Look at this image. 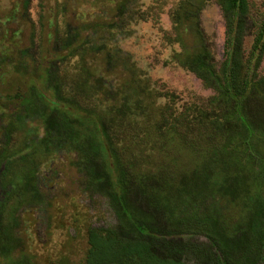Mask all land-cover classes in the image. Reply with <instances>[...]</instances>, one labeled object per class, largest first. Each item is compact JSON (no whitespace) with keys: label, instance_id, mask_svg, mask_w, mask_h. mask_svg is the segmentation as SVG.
Wrapping results in <instances>:
<instances>
[{"label":"trees","instance_id":"trees-1","mask_svg":"<svg viewBox=\"0 0 264 264\" xmlns=\"http://www.w3.org/2000/svg\"><path fill=\"white\" fill-rule=\"evenodd\" d=\"M216 1L226 33V56L219 66L198 24L201 8L193 11L194 0H181L175 14L177 39L183 44V52L177 54L179 62L213 90L205 107L194 108L191 117L169 112L167 104L150 111L142 101L150 96V90L133 84L135 75L130 72L118 74L119 63L112 73L115 87L105 91L113 99L121 96V100L118 105L110 100L106 113L95 105L68 100L67 90L58 84L51 98L33 87L29 90L41 97L46 114L40 141L51 143L59 154L74 160L79 188L102 197L114 216L111 225L87 228L88 247L81 264H264V75L257 70L264 54V13L250 57L245 59L243 40L248 32L250 0ZM73 43L63 52H71ZM54 54L64 57L58 51ZM91 68L92 76L100 78L98 84L103 86L106 77L102 70ZM107 73L111 75L110 70ZM28 94L24 92L19 102L28 99ZM15 104L5 107L10 120H0V180L10 165L7 149L19 121L17 114L23 109L17 101ZM137 114L147 116L145 122L155 129L146 132L143 128L141 141L134 132ZM152 134L159 139L152 140ZM206 138L212 143L207 158L193 162L189 169L171 172L176 151L195 150L200 142L202 147ZM141 143L150 146L142 163L149 161L156 149L158 164L138 166L132 150ZM170 143H174L171 153ZM27 153L20 159L26 160ZM39 170L37 163L26 172V183L35 185L17 202L9 227L0 222L4 245L0 252L7 258L16 249H11V241L15 245L23 241L25 246L22 213L41 205L39 211H46L51 203L39 188ZM175 171L181 176L173 178ZM7 195L1 187L0 220ZM195 235L208 242H193ZM24 250L22 246L21 255ZM25 257L5 264H33Z\"/></svg>","mask_w":264,"mask_h":264},{"label":"rangeland","instance_id":"rangeland-1","mask_svg":"<svg viewBox=\"0 0 264 264\" xmlns=\"http://www.w3.org/2000/svg\"><path fill=\"white\" fill-rule=\"evenodd\" d=\"M180 1L0 0V120L5 123L10 120L5 107H14L16 101L23 108L17 114L19 121L11 132L7 149L10 165L0 180V188L3 187L8 194L3 202L0 222L10 225L17 202L26 198L24 194L29 186L34 188L35 184L26 183V172L37 163L42 182L39 188L47 193L51 202L46 211H39L43 210L41 205L22 213L25 246L21 245L23 241L19 240V245L11 241V249H16L8 258L0 252V264L10 260L19 262L24 254L25 259L33 264H81L88 247L87 228L115 223L102 197L79 188L78 170L72 164L74 160L59 154L51 143L40 141L46 114L42 110L41 97L37 93L30 94L31 87L51 98L53 88L58 84L67 90L68 100L73 98L82 105H95L106 113L110 109V100L115 105L121 100V96L113 99L106 92L115 87L112 73L119 63L121 70H117L118 74L130 72L135 75L133 84H143L150 90V96L142 100L148 108L151 107L150 111L167 104L169 112L191 117L194 108L205 107L213 90L184 68L177 55L183 52L175 28ZM250 3L248 32L243 40L245 59L250 57L257 26L264 13V0H250ZM200 6L201 0H194L193 11ZM198 24L219 66L226 56V33L216 0L203 1ZM69 43H73L70 46L72 51L63 52ZM57 51L64 57L56 56ZM93 66L98 72L102 70L106 77L103 86L98 84L100 78L92 76ZM257 66L259 74L264 75V54ZM133 84L131 90H134ZM24 92H29L30 100L19 102ZM138 96L141 101L142 97ZM136 118L139 123L134 132L138 135L136 140L141 141L143 128L146 132L155 129L148 125L151 122H145L147 116L137 114ZM82 136L81 132L79 137ZM151 138L159 139L153 134ZM169 145L171 153L174 143ZM209 145L212 143H207L206 138L202 147L200 142L195 150L183 148L176 151L177 161L171 164V172L176 168L189 169L193 162L207 158L205 154L210 151ZM147 147L150 150L148 144L141 143L132 150L141 168L160 162V154L153 149L152 158L142 163L147 159ZM23 152L29 153L26 160L20 159ZM171 174L173 178L181 176L178 171ZM193 242L201 244L208 240L195 235ZM22 246L25 252L21 255ZM0 247H4L1 242Z\"/></svg>","mask_w":264,"mask_h":264}]
</instances>
